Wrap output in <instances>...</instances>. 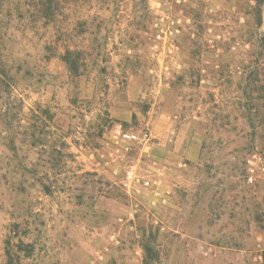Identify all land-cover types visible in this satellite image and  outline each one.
I'll return each mask as SVG.
<instances>
[{"label": "rangeland", "instance_id": "obj_1", "mask_svg": "<svg viewBox=\"0 0 264 264\" xmlns=\"http://www.w3.org/2000/svg\"><path fill=\"white\" fill-rule=\"evenodd\" d=\"M263 13L0 0V264H264Z\"/></svg>", "mask_w": 264, "mask_h": 264}, {"label": "built area", "instance_id": "obj_2", "mask_svg": "<svg viewBox=\"0 0 264 264\" xmlns=\"http://www.w3.org/2000/svg\"><path fill=\"white\" fill-rule=\"evenodd\" d=\"M127 138H130L132 137L131 135H126ZM135 137V136H134ZM126 177H127V180H128V183H127V186H129L131 184V180L134 178V172L132 170H129L127 173H126ZM146 184L148 185L149 182H146Z\"/></svg>", "mask_w": 264, "mask_h": 264}, {"label": "trees", "instance_id": "obj_3", "mask_svg": "<svg viewBox=\"0 0 264 264\" xmlns=\"http://www.w3.org/2000/svg\"><path fill=\"white\" fill-rule=\"evenodd\" d=\"M259 14H261V9H259ZM66 61H67V63H70V64L72 65V63L70 62V60L67 59ZM72 66H73V65H72ZM72 66H71V67H72ZM72 69H73V68H72Z\"/></svg>", "mask_w": 264, "mask_h": 264}, {"label": "water", "instance_id": "obj_4", "mask_svg": "<svg viewBox=\"0 0 264 264\" xmlns=\"http://www.w3.org/2000/svg\"><path fill=\"white\" fill-rule=\"evenodd\" d=\"M263 17H264V13H263Z\"/></svg>", "mask_w": 264, "mask_h": 264}]
</instances>
